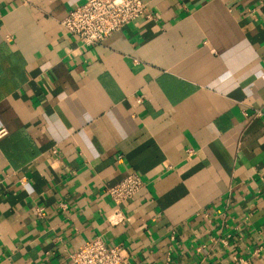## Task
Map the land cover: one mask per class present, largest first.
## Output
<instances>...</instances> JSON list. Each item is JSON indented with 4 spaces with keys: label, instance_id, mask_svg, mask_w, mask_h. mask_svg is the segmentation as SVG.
<instances>
[{
    "label": "crops",
    "instance_id": "0c3cea01",
    "mask_svg": "<svg viewBox=\"0 0 264 264\" xmlns=\"http://www.w3.org/2000/svg\"><path fill=\"white\" fill-rule=\"evenodd\" d=\"M86 1L0 0V264L98 237L125 264H264V0H149L92 48L60 25Z\"/></svg>",
    "mask_w": 264,
    "mask_h": 264
},
{
    "label": "built area",
    "instance_id": "2783aa9c",
    "mask_svg": "<svg viewBox=\"0 0 264 264\" xmlns=\"http://www.w3.org/2000/svg\"><path fill=\"white\" fill-rule=\"evenodd\" d=\"M142 19H156L149 0H87L70 10L60 25L81 47L92 48ZM4 133L1 131L0 137ZM144 188L142 177L135 172L106 188L107 196L115 204L106 217L111 226L127 220L121 205L134 199ZM39 214L43 215V210H39ZM129 258L130 253L125 246H110L99 237L85 242L69 254L72 264H125Z\"/></svg>",
    "mask_w": 264,
    "mask_h": 264
}]
</instances>
